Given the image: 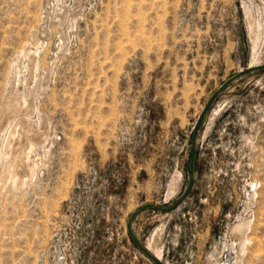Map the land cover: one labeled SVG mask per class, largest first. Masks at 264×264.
I'll return each instance as SVG.
<instances>
[{
    "label": "rangeland",
    "instance_id": "374dc122",
    "mask_svg": "<svg viewBox=\"0 0 264 264\" xmlns=\"http://www.w3.org/2000/svg\"><path fill=\"white\" fill-rule=\"evenodd\" d=\"M258 64L264 0H0V264H264V69L191 137Z\"/></svg>",
    "mask_w": 264,
    "mask_h": 264
},
{
    "label": "water",
    "instance_id": "95a60500",
    "mask_svg": "<svg viewBox=\"0 0 264 264\" xmlns=\"http://www.w3.org/2000/svg\"><path fill=\"white\" fill-rule=\"evenodd\" d=\"M264 69V64H258V65H255V66H251V67H247L245 70H242L240 72H238L237 74H235L234 76L231 77V79L229 78L226 82H224L210 97V99L208 100V102L206 103V105L204 106V109L202 110L199 118H198V121L197 123L195 124L194 126V132H193V139H192V150H193V145H194V136H195V131L198 127V125L201 123L204 115L206 114L211 102L214 100V98L217 96V94H219L230 82H232L233 80L245 75V74H248V73H251L253 71H257V70H262ZM191 150V151H192ZM192 155H193V151H192ZM192 180H193V177H192V156H191V161H190V178H189V181H188V184H187V187L184 191V193L182 194V196L180 197V199L175 202L171 207L169 208H157L158 210L160 211H163V212H169V211H172L174 210L178 205H180V203L187 197V195L189 194L190 190H191V187H192ZM152 207H155L154 205L151 206V204H147L145 206H143L141 209H139L136 213H134L128 220L127 222V231L128 233L134 238L132 232H131V229H130V224H131V221L132 219L135 217L136 214L140 213L141 211H143L144 209H147V208H152ZM139 248L141 249V251L146 254L153 262L154 264H163L161 263L158 259H156L155 257H153L152 255H150L148 252H146L141 246L140 244H138Z\"/></svg>",
    "mask_w": 264,
    "mask_h": 264
},
{
    "label": "bare ground",
    "instance_id": "6f19581e",
    "mask_svg": "<svg viewBox=\"0 0 264 264\" xmlns=\"http://www.w3.org/2000/svg\"><path fill=\"white\" fill-rule=\"evenodd\" d=\"M253 66V65H252ZM255 66V65H254ZM251 67V66H250ZM15 73V72H14ZM16 78V77H15ZM17 86V85H16ZM8 101V100H7ZM19 106V105H18ZM5 117V116H4ZM3 117V118H4ZM19 118V117H18ZM5 119V118H4ZM10 125V124H9ZM19 125V124H18ZM17 125V126H18ZM29 125V124H28ZM15 126H16V124H15ZM23 127V126H22ZM27 128H29L30 129V127H27ZM22 129V128H21ZM15 130V129H14ZM28 130V129H27ZM34 130V129H33ZM32 130V131H33ZM20 131V130H19ZM29 131V130H28ZM27 131V132H28ZM31 131V130H30ZM31 131V132H32ZM21 132V131H20ZM26 132V131H25ZM16 133V132H15ZM17 133H18V131H17ZM39 133V132H38ZM19 134V133H18ZM22 134L24 135L25 133L24 132H22ZM12 135V134H11ZM31 135V134H30ZM29 135V136H30ZM39 136V135H38ZM27 137H28V134H27ZM26 137V138H27ZM6 139V138H5ZM42 139H43V137H42ZM13 140V139H12ZM28 140V139H27ZM25 141V140H24ZM29 141V140H28ZM9 142V141H8ZM7 142V143H8ZM10 142H14V140L13 141H10ZM2 144V143H1ZM15 144H17L16 142H15ZM19 144V143H18ZM25 145V144H24ZM33 143H32V141L31 142H28V144H27V146H26V148L25 149H28L27 151L25 150V151H23V150H21V151H23V154H24V157H25V159L27 160L25 163H24V171H27V172H29V176H31L32 175V172H33V164H32V161H31V163H29L28 162V157H29V155L31 154L30 152L31 151H33L32 149L34 148L33 147ZM12 146V145H11ZM17 146V145H16ZM13 147H15L14 146V143H13ZM19 149H20V147H19ZM23 149H24V147H23ZM18 150V149H17ZM35 150V149H34ZM19 151V150H18ZM9 152H10V150H9ZM17 153V152H16ZM21 153V152H20ZM5 157V156H4ZM23 157V156H22ZM22 157H20V158H22ZM19 158V157H18ZM19 162H20V160H19ZM13 163H15V162H13ZM21 163H23V162H21ZM21 163H19V164H21ZM35 163V162H34ZM9 164H11V163H9ZM17 164V163H16ZM16 164L14 165V164H11L8 168L9 169H7L8 170V173H9V178L12 180V183L16 186V187H18L19 185H21L23 182H25V180L24 179H22L21 178V176H20V174H19V172H18V168H16L17 166H16ZM32 164V165H31ZM8 165V164H7ZM21 166V165H20ZM22 167V166H21ZM23 168V167H22ZM20 169V168H19ZM23 170V169H22ZM28 177V176H27ZM8 178V177H7ZM22 186V185H21ZM20 187V186H19ZM14 189V188H13ZM241 227V226H240ZM158 256H160V255H158ZM157 259H158V257H156ZM224 263V262H223ZM240 264V263H239Z\"/></svg>",
    "mask_w": 264,
    "mask_h": 264
}]
</instances>
